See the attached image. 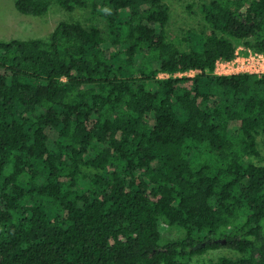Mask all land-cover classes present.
Here are the masks:
<instances>
[{
	"label": "trees",
	"instance_id": "trees-1",
	"mask_svg": "<svg viewBox=\"0 0 264 264\" xmlns=\"http://www.w3.org/2000/svg\"><path fill=\"white\" fill-rule=\"evenodd\" d=\"M53 4L93 18L0 41V264H264V74H216L264 53V0L178 41L169 0L15 1Z\"/></svg>",
	"mask_w": 264,
	"mask_h": 264
},
{
	"label": "rangeland",
	"instance_id": "rangeland-1",
	"mask_svg": "<svg viewBox=\"0 0 264 264\" xmlns=\"http://www.w3.org/2000/svg\"><path fill=\"white\" fill-rule=\"evenodd\" d=\"M15 1L0 0V41L15 39L48 40L56 27L63 21L88 24L93 18L88 9L77 8L73 11H68L58 4H53L50 11L44 16L23 15L16 9ZM209 1L211 0H169L171 9L170 23L167 28L169 37L178 41L188 31L209 32L210 29L199 10L200 5ZM98 21L101 27H105L102 20L98 19ZM240 45L244 46L243 43ZM258 141L263 161L255 157L252 160L260 165L264 164V137L260 136ZM163 231L167 238H175L179 235L178 232L170 228H164ZM225 255L234 256L235 253L228 248L209 250L203 255L195 256L192 264H213Z\"/></svg>",
	"mask_w": 264,
	"mask_h": 264
},
{
	"label": "built area",
	"instance_id": "built-area-1",
	"mask_svg": "<svg viewBox=\"0 0 264 264\" xmlns=\"http://www.w3.org/2000/svg\"><path fill=\"white\" fill-rule=\"evenodd\" d=\"M238 73L264 74V53L240 46L235 59L217 62L216 74L233 75Z\"/></svg>",
	"mask_w": 264,
	"mask_h": 264
}]
</instances>
